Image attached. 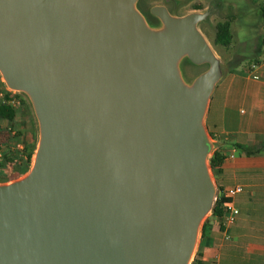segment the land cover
Wrapping results in <instances>:
<instances>
[{
	"label": "water",
	"instance_id": "1",
	"mask_svg": "<svg viewBox=\"0 0 264 264\" xmlns=\"http://www.w3.org/2000/svg\"><path fill=\"white\" fill-rule=\"evenodd\" d=\"M169 2L0 0V75L38 126L28 171L0 181V264H192L226 68L200 27L212 8Z\"/></svg>",
	"mask_w": 264,
	"mask_h": 264
},
{
	"label": "crops",
	"instance_id": "2",
	"mask_svg": "<svg viewBox=\"0 0 264 264\" xmlns=\"http://www.w3.org/2000/svg\"><path fill=\"white\" fill-rule=\"evenodd\" d=\"M193 3L192 10L212 8L223 18L232 19L233 42L220 55L223 63L228 62L227 69L211 97L206 124L217 148L225 155L215 175L218 186L224 193L235 185L243 186V191L232 198L240 212L229 228L230 239L224 238L223 229L212 220L206 236L200 238L198 249L205 264H264V153L246 155L234 145L264 144V64L255 71L250 69L264 56V0H246L251 15L247 24L253 18L255 21L248 37H242L240 29L233 30L241 0H194ZM15 120L33 156L37 121L28 104L23 112H17ZM22 174L16 166L0 167L2 182Z\"/></svg>",
	"mask_w": 264,
	"mask_h": 264
},
{
	"label": "built area",
	"instance_id": "3",
	"mask_svg": "<svg viewBox=\"0 0 264 264\" xmlns=\"http://www.w3.org/2000/svg\"><path fill=\"white\" fill-rule=\"evenodd\" d=\"M264 64V56L259 59V61L253 63L250 67L251 71H255L261 65ZM25 96L17 91H13L9 89L3 79L0 77V162L5 159V155L9 154L12 165L24 168H29L32 163V154L28 149L26 137L23 134V130L19 123L14 119L12 121H8L1 116V107L6 106L10 107L16 112L23 109L25 106ZM8 136V145L4 147V134ZM233 156V154L231 155ZM243 191L242 185H235L231 187L224 195L228 200L225 202V212L222 217H215L213 220L217 223V225L223 229L224 238L226 240L230 239V235L228 233L229 228L234 224L236 218L239 214V209L235 206L233 202V196L237 193Z\"/></svg>",
	"mask_w": 264,
	"mask_h": 264
},
{
	"label": "trees",
	"instance_id": "4",
	"mask_svg": "<svg viewBox=\"0 0 264 264\" xmlns=\"http://www.w3.org/2000/svg\"><path fill=\"white\" fill-rule=\"evenodd\" d=\"M216 33H215V38H214V43L216 45H222L224 47H228L232 44L233 42V32H232V19L227 18L225 20H220L216 23ZM1 77V75H0ZM17 115L16 110L11 109L10 107L2 106L1 107V116L2 118L12 121L15 119ZM235 147L239 150L240 153L246 154V155H257V154H262L264 153V144L260 146H246L242 144H234ZM225 159V155L223 152L217 148L212 156L210 157V164L211 168L214 172V174H218L220 171V167ZM4 166H13L12 165V160L9 156V154L5 155V159L0 162V167ZM26 170H28L27 167L20 168V171L25 174ZM228 200L226 196L223 193L222 188L219 186V195L216 200V204L214 207V210L212 214L210 215L211 218L215 217H222L224 212H225V207L224 204ZM210 227V221L209 217L205 220L204 225L202 227V232H201V238L203 239L206 236V233L208 231V228ZM202 252L200 250H197L196 255L194 257V260L192 261V264H205L202 259Z\"/></svg>",
	"mask_w": 264,
	"mask_h": 264
},
{
	"label": "rangeland",
	"instance_id": "5",
	"mask_svg": "<svg viewBox=\"0 0 264 264\" xmlns=\"http://www.w3.org/2000/svg\"><path fill=\"white\" fill-rule=\"evenodd\" d=\"M144 1H145V3H143V0H140L139 8L145 14H147L149 12V9L152 5H154V4H165V2H166V0H144ZM176 1H177L176 4H174V2H169L168 5L171 8H173V7L176 8L178 13L183 14V13H186V12H188L194 8V3H193L194 0H176ZM249 14H250V12H249V8H248V5L246 3V0H241V3L239 5L238 21H237V24L236 23L233 24V30L237 31V29H240L241 33L246 30L245 37L252 35L253 30L251 29V24L255 23L254 18H253V20L251 19V23L247 24V20L250 19V17H251V15H249ZM223 19H225V18H223L222 15L221 16L218 15L216 10H213V13L208 17V19L201 22V24H200L202 31L205 33L208 40L211 42L212 46L214 47L215 51L219 54V56L224 55L225 47L222 45H216L214 43V38H215V33H216L215 26H216V23L218 21L223 20ZM237 27H239V28H237ZM238 35H240V34H238ZM237 41L238 40L236 38L235 42H237ZM235 47H236V43H235ZM221 60H223V59L221 58ZM188 63L190 64V66L185 67L182 65V69H183V73H184L186 80L190 81L191 78L198 75L201 72V70L204 69V67H201L200 65L192 64V63L187 61L186 64H188ZM227 63L228 62H225V61L223 63L224 67L226 69H227ZM25 102L32 109L29 101L26 98H25ZM21 110L23 112L22 108H21ZM37 138H38V132H37V124H36V131H35V142L36 143H37ZM4 144H5L4 147L6 148L8 145V136L6 133L4 134ZM27 171L28 170H26V172ZM212 173H213V175H215L213 170H212ZM212 220H213V218H211V216H209V221L211 222Z\"/></svg>",
	"mask_w": 264,
	"mask_h": 264
},
{
	"label": "clouds",
	"instance_id": "6",
	"mask_svg": "<svg viewBox=\"0 0 264 264\" xmlns=\"http://www.w3.org/2000/svg\"><path fill=\"white\" fill-rule=\"evenodd\" d=\"M246 35V30L241 33V36L244 37Z\"/></svg>",
	"mask_w": 264,
	"mask_h": 264
},
{
	"label": "flooded vegetation",
	"instance_id": "7",
	"mask_svg": "<svg viewBox=\"0 0 264 264\" xmlns=\"http://www.w3.org/2000/svg\"><path fill=\"white\" fill-rule=\"evenodd\" d=\"M143 3H145V1L143 0Z\"/></svg>",
	"mask_w": 264,
	"mask_h": 264
}]
</instances>
